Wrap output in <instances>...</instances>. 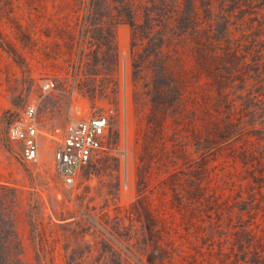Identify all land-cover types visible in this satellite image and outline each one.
Wrapping results in <instances>:
<instances>
[{
	"label": "rangeland",
	"instance_id": "1",
	"mask_svg": "<svg viewBox=\"0 0 264 264\" xmlns=\"http://www.w3.org/2000/svg\"><path fill=\"white\" fill-rule=\"evenodd\" d=\"M131 8L0 0V252L22 251L15 264H253L247 241L264 256V79L226 60L224 44L214 62L208 45L162 38L161 26L146 38ZM29 105L35 163L8 136ZM111 110L106 149L65 187L59 129Z\"/></svg>",
	"mask_w": 264,
	"mask_h": 264
},
{
	"label": "trees",
	"instance_id": "2",
	"mask_svg": "<svg viewBox=\"0 0 264 264\" xmlns=\"http://www.w3.org/2000/svg\"><path fill=\"white\" fill-rule=\"evenodd\" d=\"M131 5L132 25L135 29H150L146 38L154 40L161 35L154 31L161 26L162 38L208 45L214 52V62L222 57L219 50L224 44L226 60L264 79V49L261 47H264V0H131ZM141 16L143 24H139ZM257 89L264 96V80ZM0 190L2 223L8 199L3 196L8 189L0 185ZM16 198L14 196V202ZM246 229L244 232L251 236ZM14 230L17 235L16 226ZM22 254V251L0 252V264H15ZM246 255L252 256L251 263L264 264V256L255 250L253 242L247 241ZM47 257L46 252L39 255L41 261H46Z\"/></svg>",
	"mask_w": 264,
	"mask_h": 264
},
{
	"label": "built area",
	"instance_id": "3",
	"mask_svg": "<svg viewBox=\"0 0 264 264\" xmlns=\"http://www.w3.org/2000/svg\"><path fill=\"white\" fill-rule=\"evenodd\" d=\"M43 92L56 89V82L47 79L41 86ZM114 111L93 117H68L59 129L60 140L56 147L55 169L63 185L74 187L89 165L95 163L106 149L112 127ZM39 128L35 105L27 106L21 118L10 125L8 136L21 143V156L26 163L40 158Z\"/></svg>",
	"mask_w": 264,
	"mask_h": 264
}]
</instances>
